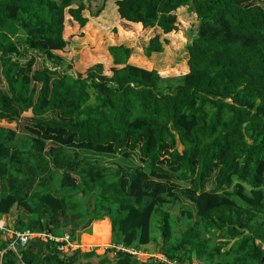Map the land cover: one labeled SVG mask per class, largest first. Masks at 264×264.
Segmentation results:
<instances>
[{"label": "trees", "instance_id": "obj_1", "mask_svg": "<svg viewBox=\"0 0 264 264\" xmlns=\"http://www.w3.org/2000/svg\"><path fill=\"white\" fill-rule=\"evenodd\" d=\"M87 1L0 0V32L14 24L24 33L0 43V125H17L0 126V221L15 215L16 231L61 237L68 229L73 241L84 235L82 245L108 246L103 219L113 215L115 246L138 250L159 229L170 262L264 264V0H118L125 29L153 33L140 62L165 55L180 10L196 25L176 68L163 72L133 65L134 47H108L109 79L102 64L76 75L56 56L69 52L67 14L85 28V12L104 10ZM68 148L137 153L145 166L101 167ZM12 243L0 232V264L98 258L63 257L35 240L17 248L20 260ZM113 253L115 262L99 264H161Z\"/></svg>", "mask_w": 264, "mask_h": 264}, {"label": "rangeland", "instance_id": "obj_2", "mask_svg": "<svg viewBox=\"0 0 264 264\" xmlns=\"http://www.w3.org/2000/svg\"><path fill=\"white\" fill-rule=\"evenodd\" d=\"M84 1L87 2V4H90L87 0ZM117 1L118 0H109L105 3L104 0H93L90 5L92 7V11L98 12L99 9L102 8V6H104V10L101 12L100 16L97 17H93L91 15V12L89 11L85 12L84 16L89 19V23L85 28H80L77 23L72 22L71 17L67 14V23L65 25L66 27L64 36L66 40H70L69 52H57L56 56H58L65 64L72 65V72L76 75H88L90 73H95L97 71L98 65L102 64L104 67V75L109 79L112 77L111 70L113 69V67L112 61L108 56V47L112 45H125L134 47L135 54L138 58L132 59L133 65L146 69H152L154 67L159 69L160 71L164 70L167 66L174 68V63L178 61L179 55L182 54V51L180 50L185 47L184 45L187 43V41L189 42L190 40L192 26L196 25L195 15L189 14L187 9L180 10L178 13L179 22L181 25L180 31L177 34H172L167 37L170 44L167 47L168 49L165 55L159 59H151L150 63L146 61L140 62L144 48L146 47L148 40H150L153 36V33L150 30H142L138 26H131L129 27V29H125L117 11ZM262 4L264 5V2ZM23 37V29L20 26L9 24L4 32H0V43L7 42L9 39L17 41L18 39H22ZM154 57L160 56L154 55ZM151 62L155 63L156 65L151 64ZM180 65H183V71L186 66L185 62ZM166 69L164 71H166ZM166 74L169 75V73ZM170 74L173 73L170 72ZM0 126L2 128L13 131L17 130V125L2 124ZM17 133L21 134L18 131ZM180 150L182 151L183 147L180 146ZM66 151L67 153L73 155L77 153L79 154L81 160H87L89 162L93 161L95 162V164L101 167L111 168L120 166L121 168L125 169L129 168L130 170H137L138 168L145 166L141 162L137 153L129 155V157L125 158L122 156L123 154H97L71 148H68ZM44 175L45 174H43V176ZM76 181L78 182V180ZM211 187L212 186L210 185L209 189ZM67 200L72 201L70 202L71 204L78 203L77 199H74L70 196H68ZM88 212L89 208L87 204L85 210H80L79 214L83 215V213ZM14 216L15 215H11L12 220L14 219ZM105 219L110 220L112 230V221L114 219L113 215L107 216L103 220ZM157 224L158 226H160L159 223ZM93 225L90 228L92 232ZM66 231L63 230L62 233L64 234ZM110 235V239L112 242V231L110 232ZM152 237L154 238V241L152 243L147 246H142L138 249L140 253L136 257L141 262H148L151 259L161 261L163 258V256L159 253V251L162 250L163 243V239L159 229L152 232ZM82 238L83 237H81L80 239L81 243ZM111 242L108 246L101 248L102 251L99 247L94 248L98 256V258L92 259V262H94V264H99L100 262H102L103 257L107 255L111 260H113V262H115V255L113 252L106 254V250H111L109 248L113 246ZM68 250L69 253L73 252V248H66L65 252H67ZM91 250L92 248H88V250H86L83 247L82 253L85 254L90 252ZM197 263L198 262L194 261L193 264Z\"/></svg>", "mask_w": 264, "mask_h": 264}, {"label": "clouds", "instance_id": "obj_3", "mask_svg": "<svg viewBox=\"0 0 264 264\" xmlns=\"http://www.w3.org/2000/svg\"><path fill=\"white\" fill-rule=\"evenodd\" d=\"M12 217L10 216L9 218H4L2 221H0V224H5V226H6V231H2V230H0V232L1 233H3L5 236H7L8 238H10V239H13V242H14V236H15V234L14 233H24V232H32V233H34V234H43V233H47V234H50V235H52L53 237H55V238H58V239H62V238H65L66 236H69L70 237V243L71 244H73V245H75V246H77V248H75V249H73L72 251L73 252H71V253H69V250L67 251V252H65V251H60L58 248L59 247H61V246H65L66 245V242H64V243H56V242H51V241H44V240H42V238H35V239H33V240H31L28 244H30V243H32L33 241H35V240H38V241H42V242H44V243H54V246H55V249L58 251V252H60L61 254H62V256L64 257V256H67V257H70V256H72V254L75 252V251H77V250H80L81 252H82V248H83V246H82V243H81V237H83V236H81L80 237V239L79 240H75V241H73L72 240V237H71V235H70V232H69V230L67 229V231L63 234V236H61V237H57V236H55V235H53V234H51V233H49V232H42V233H38V232H33V231H30V230H26V231H23V232H20V231H16L15 230V228H14V225H15V222H14V219L12 220L11 219ZM86 235V234H85ZM90 236V235H89ZM111 244H112V242H111ZM113 245V244H112ZM11 246V245H10ZM28 246V245H27ZM27 246H26V248H27ZM118 246H123V245H118ZM118 246H115V245H113L111 248H109V249H111V250H106V253L108 252V251H112L113 252V250L115 249L117 252H120V251H118L117 250V247ZM124 248H125V246H123ZM26 248H18V249H26ZM11 249V248H10ZM70 249V248H69ZM126 249V248H125ZM14 251V250H13ZM92 251H95V249L94 248H92V250L90 251V252H92ZM15 252H18V250H15ZM121 252H127V253H129V254H132V255H134L135 257L136 256H138L139 255V251L137 250V249H126V251H121ZM69 253V254H68ZM96 253V252H95ZM160 253V252H159ZM161 254V253H160ZM18 255H19V258H20V260H22V256L20 255V253L18 252ZM97 255V254H96ZM115 255V254H114ZM162 255V254H161ZM108 256V255H107ZM163 256V258H162V260L161 261H158V262H160L161 264H179L178 262H170L164 255H162ZM152 260V259H151ZM156 260V259H155ZM157 261V260H156ZM263 262H264V260H263ZM22 264H24V263H22Z\"/></svg>", "mask_w": 264, "mask_h": 264}, {"label": "built area", "instance_id": "obj_4", "mask_svg": "<svg viewBox=\"0 0 264 264\" xmlns=\"http://www.w3.org/2000/svg\"><path fill=\"white\" fill-rule=\"evenodd\" d=\"M0 230L6 231V226L5 224H0ZM14 242L11 244L10 248L13 249L14 251L17 250V248H26L28 243L35 239V238H42L44 241H51V242H56V243H64L66 242L65 246H61L58 249L60 251H65L66 248H77V246L73 245L70 243V237L66 236L65 238L58 239L53 237L50 234L43 233V234H34L32 232H24V233H14ZM118 251H126V249L123 246H118L117 247Z\"/></svg>", "mask_w": 264, "mask_h": 264}, {"label": "bare ground", "instance_id": "obj_5", "mask_svg": "<svg viewBox=\"0 0 264 264\" xmlns=\"http://www.w3.org/2000/svg\"><path fill=\"white\" fill-rule=\"evenodd\" d=\"M85 249H88V248H96V247H99L100 249L101 248H104V247H106L107 245H103V246H94V245H89V246H86V245H82ZM102 250V249H101Z\"/></svg>", "mask_w": 264, "mask_h": 264}, {"label": "crops", "instance_id": "obj_6", "mask_svg": "<svg viewBox=\"0 0 264 264\" xmlns=\"http://www.w3.org/2000/svg\"><path fill=\"white\" fill-rule=\"evenodd\" d=\"M111 231H112V230L110 229V232H111ZM88 236H89V235H88ZM91 261H92V260H91ZM84 262H86V263H87L88 261H85V260H84ZM93 263H94V262H93Z\"/></svg>", "mask_w": 264, "mask_h": 264}]
</instances>
